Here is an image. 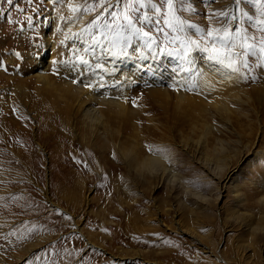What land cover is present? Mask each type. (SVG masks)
<instances>
[{
	"label": "rangeland",
	"instance_id": "1",
	"mask_svg": "<svg viewBox=\"0 0 264 264\" xmlns=\"http://www.w3.org/2000/svg\"><path fill=\"white\" fill-rule=\"evenodd\" d=\"M126 2L0 0V153L21 158L11 170L13 184L0 185V264H264L260 0H184L175 13L183 26L166 5L159 15L150 7L128 11L148 37L127 26ZM153 3L161 7L160 0ZM145 12L151 23L141 24L136 18ZM221 12L227 17L209 21ZM211 27L229 28L237 45L218 58L229 74L213 95L184 71L190 53L213 55ZM77 33L85 43L106 40L112 51H139L132 59L142 63L159 51L155 65L178 72L186 95H176L174 84L160 95L135 84L126 92L129 104L144 112L137 126L126 132L125 122L114 118L107 133L100 128L105 137L92 136L82 109H70L64 99L61 71L80 48L72 38ZM46 35L56 45L47 52L54 64L42 80L32 66ZM115 142L137 148L119 150ZM152 143L153 154L165 160L139 164L138 146L143 155ZM27 154L38 159V176ZM167 162L173 177L161 174Z\"/></svg>",
	"mask_w": 264,
	"mask_h": 264
},
{
	"label": "bare ground",
	"instance_id": "2",
	"mask_svg": "<svg viewBox=\"0 0 264 264\" xmlns=\"http://www.w3.org/2000/svg\"><path fill=\"white\" fill-rule=\"evenodd\" d=\"M72 38L73 42H75V45L80 48L76 51L74 49L75 53L68 55L70 56V61L66 64V68L61 71V75L65 82V89H63L65 91L64 99H67L66 104L70 109L74 108L75 106L79 107V109H82V122L85 127L91 130L92 136L97 137V135L102 131L100 130L102 126H105L104 130L108 129L110 121L114 118H119L121 121L125 122L127 129L126 132L130 128L132 129V127L137 126L136 120H138L139 117H142V114L144 112L143 109H141V107H138L135 102L131 103V105L129 104V102L127 101L128 95L126 92L128 91V88L131 89L130 87L135 84L146 83L151 93L156 95H160L161 93L166 92L167 84H174V91L176 95H178L179 97H184L186 95L183 83H181L182 81H179L180 75L178 74V72L167 70L165 69V66L163 68V65H155L154 61H158V58L161 55L159 51L153 52L152 57H155L157 59L151 60L152 62L147 61L145 63H142V59L141 61L139 59H132L135 54H138L139 51L137 53L131 51L127 55V53L122 50L123 48L121 46H117V48L113 51L109 50L107 41L102 39L99 40L98 37L93 39L89 43H85L83 40V36L80 33L75 34ZM44 40V45L40 47V52L34 58V64L32 66L33 75L42 80H46V71L51 69L52 65L54 64L52 60L47 59L49 55V53L47 52L49 51V49L52 51L56 45L48 35L45 36ZM211 56L212 54L210 53H206L204 54V56H198L197 54L190 53L187 56V66L184 71L188 72L190 78H193L196 82H198L200 84L199 86H201L206 93L207 91H212L210 92V94L213 95L214 91H216V94H218L220 92L219 90H221L220 87H217L218 85H215L216 82L222 81L220 79H226L229 73L227 74L226 67H223L224 62L221 63V61L223 60L211 59ZM223 82L224 81H222L221 83ZM58 90L59 88L55 91L57 92ZM225 94L227 95H224L223 97L228 96V93ZM108 130H106V133ZM71 131H73V129ZM120 131L121 130H119V132ZM105 135L106 134H104L103 131V133L101 132L99 136L105 137ZM109 135L111 134L109 133ZM115 143L119 150L120 148H125L127 152L134 151L137 148L135 145L130 148L125 147L123 142H119V144L117 142ZM101 148L103 149L98 150L103 154V150H105V148ZM157 150L158 148H156L154 146V143H152L150 146L143 148L142 152L144 154L141 155L140 146H138V163L141 165H145L149 162L165 160L164 156L153 154V151L155 152ZM85 155L87 156V154ZM0 156H2V158L4 159L3 166L7 169L4 170L2 174H0V176L3 178V180L0 181L3 183H0V185H12L13 174H11V170H15L18 168L21 158L19 159L14 152L10 153L9 151H1ZM28 159L29 160L27 161L25 160L26 163L30 164V167H32V169L36 171L35 174L38 176V159L34 155H32L31 157L28 155ZM54 165L57 166V164ZM174 171L175 169H173L171 164L167 162L164 164L161 174L162 176L171 175L173 177ZM259 171H264L263 166H260ZM105 176L107 177V175ZM155 178H161V176Z\"/></svg>",
	"mask_w": 264,
	"mask_h": 264
},
{
	"label": "snow or ice",
	"instance_id": "3",
	"mask_svg": "<svg viewBox=\"0 0 264 264\" xmlns=\"http://www.w3.org/2000/svg\"><path fill=\"white\" fill-rule=\"evenodd\" d=\"M9 3L12 2V0H8ZM237 4L240 3V0H236ZM105 3H107V0H105ZM133 3L138 4V8H133ZM184 0H160L161 7H157L155 3H153V0H127L125 8L126 11L123 14L124 20L127 22V26L131 29L133 34L142 35L144 37H148L149 33L147 31H144L143 28H138L133 24V18L130 17L127 13L128 11H139V9H143L146 7H150L152 11L159 15L161 12V8L166 5L168 12L167 15L172 17L178 24L181 26L184 25L185 21L180 20L179 17L176 16V5L183 4ZM261 8L264 9V0H260ZM104 4L101 5L103 7ZM69 8L76 12L78 11L77 7H73V5L70 3ZM241 14L246 16L249 21L252 20V16H249L248 13L243 12L241 10ZM261 15H264V11L261 12ZM217 16H223L227 17V13L221 12L219 14L212 13L209 15V21L211 22L214 18ZM139 23L141 24H147L151 23V17L147 12L143 13L141 17L136 18ZM169 26H171V21H166ZM256 24L258 25H264V20H256ZM189 27H193L195 31L202 32L199 27H196L194 25H188ZM261 31H264V28H261ZM235 35L238 37L241 35V32L238 30ZM206 36L211 39L212 46L210 48V51L213 53V55L210 57L211 59H218L221 54H223V50L227 48L229 55H231L232 49L235 48L237 45L233 42L234 37L231 33V30L227 27L219 28V27H211L206 31ZM262 45H264V41L261 42ZM218 45V46H217ZM240 47H244V45H240ZM248 47H252L251 45H248ZM260 54L262 57H264V46L260 48ZM223 63V61H221ZM231 67V65H229ZM245 67H247V64H245ZM90 87V86H89Z\"/></svg>",
	"mask_w": 264,
	"mask_h": 264
}]
</instances>
